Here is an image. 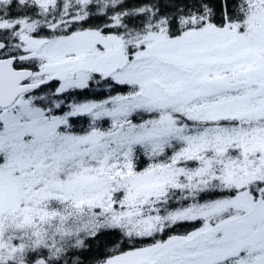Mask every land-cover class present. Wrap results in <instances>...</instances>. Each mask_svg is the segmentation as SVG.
Wrapping results in <instances>:
<instances>
[{
	"label": "snow or ice",
	"instance_id": "1",
	"mask_svg": "<svg viewBox=\"0 0 264 264\" xmlns=\"http://www.w3.org/2000/svg\"><path fill=\"white\" fill-rule=\"evenodd\" d=\"M0 264H264V0H0Z\"/></svg>",
	"mask_w": 264,
	"mask_h": 264
}]
</instances>
